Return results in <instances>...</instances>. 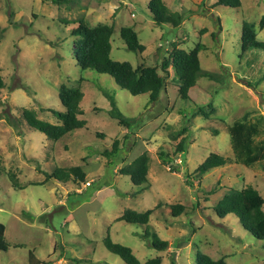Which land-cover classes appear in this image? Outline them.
<instances>
[{"label": "rangeland", "instance_id": "rangeland-1", "mask_svg": "<svg viewBox=\"0 0 264 264\" xmlns=\"http://www.w3.org/2000/svg\"><path fill=\"white\" fill-rule=\"evenodd\" d=\"M215 1L165 0L183 18L174 28L154 23L149 0L59 5L0 0V223L8 243L7 250H0V264H33L29 252L38 264H126L105 248L107 234L141 262L160 256L162 264H196L199 251L213 259L225 257L226 264H264V240L251 235L233 214L218 217L213 211L228 187L251 185L264 198L262 168L232 161L200 179L188 178L211 152L233 158L227 127L236 119L256 123L262 134L257 139L264 142V51L255 50L253 61L240 53L242 20L254 24L258 40L264 41L259 26L264 0H241L240 8L213 7ZM78 21L90 26L113 22V60L136 66L143 59L159 69L173 41L187 51L198 44L200 66L221 77L198 78L189 98L181 99L170 68L155 102L147 93L131 95L111 76L77 65L72 30ZM122 26L137 31L142 53L126 48L119 36ZM61 84L80 87L79 117L86 126L53 141L26 125L22 109L59 124ZM108 95L131 120L129 128L109 115ZM182 127L188 130L177 134ZM126 130L128 137L122 139ZM183 136L185 151L177 156L175 145ZM114 140H120L119 148L106 156ZM143 152L149 156L147 182L136 186L118 171ZM71 166L81 167L84 181L39 184L45 172ZM172 204L186 206L187 212L173 217ZM126 209L153 213L146 225L117 221ZM153 234L167 243L165 248L152 246Z\"/></svg>", "mask_w": 264, "mask_h": 264}, {"label": "trees", "instance_id": "trees-1", "mask_svg": "<svg viewBox=\"0 0 264 264\" xmlns=\"http://www.w3.org/2000/svg\"><path fill=\"white\" fill-rule=\"evenodd\" d=\"M68 0H51L53 4L59 5ZM241 0H216L214 6H225L229 8H240ZM149 11L156 25L168 24L174 28L181 26L183 18L180 12L171 11L162 0H149ZM259 26L264 27V14L260 18ZM0 28V36L2 33ZM114 32L113 24H97L90 26L82 21L77 22L73 28L72 35L77 36L73 42L75 60L81 69H90L98 73L107 74L113 78L115 83L131 95H140L147 93L150 102H155L162 89H165L167 80L170 77L169 69H173V80L177 83L178 95L181 99H188V92L197 84L198 78L205 77L210 80L220 79V75L203 69L200 66L198 57L199 46L195 45L190 50L182 49L178 43H171V50L167 56L162 57L159 69L157 66L147 64L143 59L136 66L127 61H116L110 57L111 36ZM119 36L124 42L127 49L142 53L144 45L138 39V33L129 26H122L119 29ZM256 51H264V41L258 40L254 24L245 20L241 22L240 36V53L241 56L247 57L253 61L257 57ZM250 55H253L251 58ZM251 65V64H250ZM249 65V66H250ZM4 87V82L0 74V89ZM58 97L63 107V111L58 113L59 124H52L36 116L33 109H22V117L26 125L42 132L48 139L57 141L66 134L82 129L86 126V121L79 116L83 114L80 108V101L83 93L80 87H69L61 84L58 88ZM112 106L109 115L123 127L129 128L131 120L122 115L116 107L114 98L108 95ZM198 113L206 115L202 107L197 108ZM230 145L233 152V158L224 157L217 153L211 152L209 155L194 169L188 178L200 179L205 173L213 168L222 167L225 164L234 161L241 163L246 167H261L264 171V142L257 139L261 134L260 127L253 122H248L245 118L234 120L228 127ZM188 130L187 127L179 129L177 134L183 135ZM172 133V132H171ZM174 133V132H173ZM176 135V134H175ZM172 134L171 137L175 138ZM128 133L122 136L127 139ZM123 141V140H122ZM185 136L181 137L175 145V155L185 151ZM120 140H114L111 150H104L106 156L115 153L120 144ZM161 161H165L164 153H159ZM149 156L143 152L135 159L125 163L119 168V174L128 176L133 185L140 186L147 182ZM256 165V166H255ZM44 182L53 179L60 182L72 181L79 184L84 181L85 174L80 166L56 167L50 173H44ZM44 182H39L43 184ZM85 183V182H84ZM187 183L190 184L188 181ZM34 184V183H33ZM38 184V183H35ZM15 188H21L12 180ZM90 185V183H89ZM88 185V186H89ZM210 190L209 193H213ZM170 213L173 217L187 212L186 206L182 204H172ZM264 198L251 185H246L236 189L228 187L213 208L218 217H224L233 214L241 225L251 233L257 240H264ZM153 209L143 212L126 209L116 218L117 221L127 223H138L146 225ZM5 226L0 223V250L5 251L8 243L4 237ZM105 248L111 253L117 255L126 264H162L160 256L148 258L141 262L132 252V250L121 244L114 242L110 235L103 238ZM166 242L160 241L156 234H153L152 246L158 250L165 248ZM32 252H29V260L33 264L40 263L34 260ZM225 257L213 259L207 254L196 251V264H226Z\"/></svg>", "mask_w": 264, "mask_h": 264}, {"label": "crops", "instance_id": "crops-1", "mask_svg": "<svg viewBox=\"0 0 264 264\" xmlns=\"http://www.w3.org/2000/svg\"><path fill=\"white\" fill-rule=\"evenodd\" d=\"M118 1H120V0H118ZM162 1L164 2L165 0H162ZM173 1H174V0H173ZM124 3H125V2H124ZM124 3H123V4H124ZM164 4H165V2H164ZM165 5H166V4H165ZM166 6H167V5H166ZM173 6H174V5H173V3H172L171 6H167V7H168L171 11H178V10H175V9L173 10V9H172ZM178 12H179V11H178ZM132 14H133V13H131V16H132ZM113 17H114V16H113ZM109 24H113V22H112V23H109ZM113 26H114V24H113ZM132 28H133V27H132ZM133 29H134V28H133ZM134 30H135V29H134ZM135 31H136V30H135ZM136 32H137V31H136ZM110 53H111V51H110ZM125 133H127V130L123 132V134H125ZM129 162H130V161H129ZM122 176H123V175H122ZM126 177H128V176H126ZM128 179H129V177H128ZM44 183H45V182H44Z\"/></svg>", "mask_w": 264, "mask_h": 264}, {"label": "built area", "instance_id": "built-area-1", "mask_svg": "<svg viewBox=\"0 0 264 264\" xmlns=\"http://www.w3.org/2000/svg\"><path fill=\"white\" fill-rule=\"evenodd\" d=\"M124 4H125V3H124ZM132 16H133V14H132ZM174 164H175V163H174ZM170 165H171V164L168 165V169H170ZM84 185H85V186H88V185H89V181H86V182L84 183Z\"/></svg>", "mask_w": 264, "mask_h": 264}]
</instances>
